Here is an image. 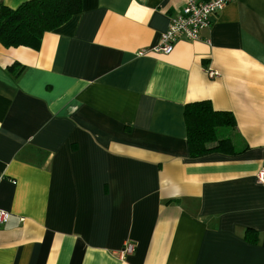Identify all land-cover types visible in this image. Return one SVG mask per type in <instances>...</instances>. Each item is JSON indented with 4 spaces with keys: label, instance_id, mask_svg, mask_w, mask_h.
I'll list each match as a JSON object with an SVG mask.
<instances>
[{
    "label": "crops",
    "instance_id": "obj_1",
    "mask_svg": "<svg viewBox=\"0 0 264 264\" xmlns=\"http://www.w3.org/2000/svg\"><path fill=\"white\" fill-rule=\"evenodd\" d=\"M188 1L82 0L38 50L0 44V264H264V0L157 52ZM199 101L242 153L189 157Z\"/></svg>",
    "mask_w": 264,
    "mask_h": 264
},
{
    "label": "trees",
    "instance_id": "obj_2",
    "mask_svg": "<svg viewBox=\"0 0 264 264\" xmlns=\"http://www.w3.org/2000/svg\"><path fill=\"white\" fill-rule=\"evenodd\" d=\"M82 11V0H27L16 8L0 0V44L5 48L38 50L43 36ZM190 158L212 153L237 155L247 147H235L225 130H235L230 112L214 110L209 101L187 104L184 109Z\"/></svg>",
    "mask_w": 264,
    "mask_h": 264
},
{
    "label": "built area",
    "instance_id": "obj_3",
    "mask_svg": "<svg viewBox=\"0 0 264 264\" xmlns=\"http://www.w3.org/2000/svg\"><path fill=\"white\" fill-rule=\"evenodd\" d=\"M232 0H189L181 13L170 18L166 31L161 35L157 52L169 53L179 39L198 40L202 30L208 28L213 16L222 11ZM213 76L212 73H210ZM259 178L264 181V166ZM9 220V213L0 210V226ZM134 246L126 242L120 251L121 257L132 254Z\"/></svg>",
    "mask_w": 264,
    "mask_h": 264
}]
</instances>
